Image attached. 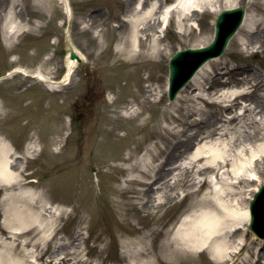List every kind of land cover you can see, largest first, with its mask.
<instances>
[{
  "label": "rangeland",
  "instance_id": "rangeland-1",
  "mask_svg": "<svg viewBox=\"0 0 264 264\" xmlns=\"http://www.w3.org/2000/svg\"><path fill=\"white\" fill-rule=\"evenodd\" d=\"M70 2L68 15L58 0L46 7L0 0V76L17 65L63 79L68 42L84 58L55 87L22 74L0 80V138L21 156V178L0 180V251L34 252L39 264H64L58 262L64 250L65 264H255L264 240L248 227L237 232L229 248L236 251L225 258L211 249L178 255L170 245L185 247L212 211L224 216V232L243 226L229 225L218 196L225 191L241 211L264 181V0H240L255 24L248 31L242 24L224 53L174 101L167 97L171 55L208 44L226 0L215 2L216 11L201 9L182 29L173 12L167 27H159L165 48L133 59L117 51L126 32L119 25L133 0ZM12 18L27 30L13 35ZM31 140L38 148L27 152ZM215 150L224 164L219 170L207 167ZM24 182L44 190L51 208L36 206L41 225L21 234L14 221L16 208L29 202L17 195ZM219 233L211 236L216 244Z\"/></svg>",
  "mask_w": 264,
  "mask_h": 264
},
{
  "label": "bare ground",
  "instance_id": "bare-ground-1",
  "mask_svg": "<svg viewBox=\"0 0 264 264\" xmlns=\"http://www.w3.org/2000/svg\"><path fill=\"white\" fill-rule=\"evenodd\" d=\"M37 3H40L41 6H48L51 0H35ZM60 3L63 4L66 13L69 15L72 10L71 2L70 0H59ZM220 2V0H176L173 3H170L166 6L164 10V4L163 0H133L132 3L128 6L127 11V17L121 22L119 27L125 26L126 32L124 35H122L119 38L118 44H117V51L121 52L122 54L126 55V59H133V58H147L149 56H157L159 52H161L162 49L165 47H161V36L159 32L161 29L162 24L166 23L169 17L173 12H176V18H177V24L179 25V28L182 29L185 25V22L187 20L193 19L194 15L198 12L199 9L206 8L207 6L215 9V2ZM240 0H226V5L228 7H234L236 6ZM227 7V8H228ZM255 16L249 14V12L246 13L245 19L243 21V28L244 31H248L250 28L253 27L255 24ZM10 32L13 35H16L18 33H21L27 29H25V25L20 24L15 19H10ZM193 26V25H192ZM9 33V30H8ZM98 35V34H97ZM152 35H155V37H152ZM100 36V34H99ZM12 36L7 35L5 37V42L9 44L11 42ZM150 45L145 48V46L142 43H145L147 46L148 42ZM102 40L100 41V43ZM243 44H246L243 40ZM141 45H143V48H141ZM145 48V49H144ZM77 53L80 55L79 51L76 50ZM82 56V55H81ZM83 57V56H82ZM76 59H72L68 56L66 67L67 72L65 74V77L60 82H66L65 80L69 78L71 72L74 69V66L76 65ZM211 61V60H210ZM210 61L206 62L195 74L192 81H195L199 78V75L203 72H205V68H208V65L210 64ZM18 69H15L14 71H10L9 75H2L0 76V80L4 79L9 76H14L15 72H17ZM22 74L28 76L29 78H36L39 82H44L45 85L48 87H55L58 84H61L60 82H56L52 78H50V75H47L43 72H39L37 74H34L33 72H27L25 69H21ZM49 76V77H48ZM154 91H156L157 94H160V91L157 87L153 88ZM131 110L133 111V105L130 106ZM37 143L34 140H31L27 146V152L35 151L37 147ZM215 160L213 163L208 164L207 167H214L216 169H221L224 164L220 161L221 152L218 150H215ZM16 151L14 150L13 145L8 141L7 139L0 138V180L3 181L6 184H11L17 182L21 178V170H20V155H17ZM255 156V154H252V158ZM150 159L152 160V155L150 154L148 156V160L150 163ZM148 163H143L142 166H146ZM245 169L244 171H246ZM156 181V179L152 180V182H146L147 184V190H152V185ZM24 184H27V187L25 186L24 189H22L20 192H18L17 195L20 194L23 198H28V203L23 202L18 206L15 210L16 219L14 221V228L18 233L23 234V232L32 229L35 224L41 225L40 222V211L38 210L41 208L42 210H49L51 208V205L48 204V198L46 197V194L44 190L38 189V187L35 186V184H31L30 182H24ZM259 186V185H258ZM256 186L254 188V191L258 188ZM146 190V191H147ZM8 195V194H7ZM16 195V197H17ZM9 196V195H8ZM19 196V198H20ZM225 191L222 192L221 195L218 196L217 203L219 207L223 211V215L225 217H228L229 219V225L240 223L241 221H245V224L238 225L236 228L234 226L229 229L231 233L224 232L223 230L226 228L224 216L218 215V212L212 211L211 217L209 215H206L201 220H199L196 224L195 230L196 235L193 233L191 238H188L186 241V246H175L170 245V249L177 253L178 255H182L186 252H202L204 250L211 249V254L216 256L217 258H225L226 256H229L232 251H236L234 246L233 249L229 248L232 246L231 244L235 242V237L237 235V232L240 229H247L248 221H249V210L248 206L244 210H236L235 207L229 202L230 198H225ZM21 197V198H22ZM18 198V199H19ZM38 199V201H36ZM36 201V203L39 204L36 205L33 203ZM36 206H39V208H36ZM215 232H220L218 238H222V242H219L216 244L214 242L217 239H213L211 241V236ZM31 238V237H30ZM77 241H79V238L76 237L73 240L74 245L77 244ZM80 242V241H79ZM241 242V241H240ZM239 242V243H240ZM29 245L28 242L26 244ZM235 247H237L235 245ZM61 248L68 249V246H66L64 243L61 244ZM222 251V252H221ZM69 254V251L64 250L58 256V262L59 263H67L69 259L66 258V255ZM157 259H160L161 256L155 254ZM55 256H52L51 259H54ZM1 258H4L5 261H0V264H39L38 257L36 253H27L25 256L15 255L13 252H2L0 251V260ZM87 264L84 261L77 262L75 264ZM264 264V241L261 243L260 248L258 249L256 253V259L255 264Z\"/></svg>",
  "mask_w": 264,
  "mask_h": 264
},
{
  "label": "water",
  "instance_id": "water-1",
  "mask_svg": "<svg viewBox=\"0 0 264 264\" xmlns=\"http://www.w3.org/2000/svg\"><path fill=\"white\" fill-rule=\"evenodd\" d=\"M246 8L244 5L223 9L215 22L213 40L205 46L188 47L178 50L169 61L168 98L174 100L178 92L189 82L196 71L208 60L221 55L231 37L241 25ZM70 58L82 61L71 42ZM249 228L259 237L264 238V183L251 201V221Z\"/></svg>",
  "mask_w": 264,
  "mask_h": 264
}]
</instances>
